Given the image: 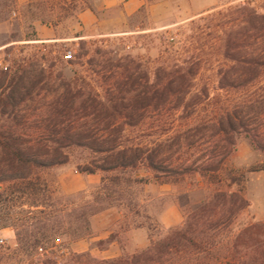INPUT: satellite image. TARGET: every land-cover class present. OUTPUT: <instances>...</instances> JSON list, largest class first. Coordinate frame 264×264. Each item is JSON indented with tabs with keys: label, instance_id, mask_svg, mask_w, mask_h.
<instances>
[{
	"label": "rangeland",
	"instance_id": "1",
	"mask_svg": "<svg viewBox=\"0 0 264 264\" xmlns=\"http://www.w3.org/2000/svg\"><path fill=\"white\" fill-rule=\"evenodd\" d=\"M244 1L143 0V7L127 18L120 10L99 11V33L85 39L83 47L78 40L64 39L79 34V12L97 8L99 0H30L25 5L0 0V140L68 159L33 171L35 195L27 196L23 185H0V237L6 238L0 264H39L46 258L30 254L37 246L55 245L52 264H66L69 253L90 252L98 259L134 254L150 245L151 236L185 227L195 208L212 198L218 200L212 202L215 230L204 236L210 253L191 264H264V149L249 135L230 136L233 151L209 160L218 167L213 172L164 176L143 165L84 172L123 147L170 137L188 138L174 160L207 161L211 143L228 145L224 135L187 131L196 124L192 106L185 115L164 110L161 123L154 112L143 123V104L133 100L141 97L143 86L154 84L158 73H170L179 59L188 61L199 53L198 75L184 86L199 95L198 121H208L213 112L244 98L242 91L218 89L216 75L224 61L205 28L210 20L219 23L220 12ZM192 21L198 24L178 30ZM40 24L60 41L32 42ZM68 51L73 53L69 61L64 58ZM143 68L148 74L144 80ZM261 139L264 143V131ZM192 143L202 147L189 150ZM3 153L0 145V167ZM97 197L103 200L97 208L103 210L90 218V234L78 238L83 208ZM31 201L41 206L25 205ZM19 240L30 253L20 251Z\"/></svg>",
	"mask_w": 264,
	"mask_h": 264
},
{
	"label": "trees",
	"instance_id": "2",
	"mask_svg": "<svg viewBox=\"0 0 264 264\" xmlns=\"http://www.w3.org/2000/svg\"><path fill=\"white\" fill-rule=\"evenodd\" d=\"M31 5L32 1L28 6ZM219 15L222 18L218 24L214 25V21L210 20L205 25V28L211 32V41L216 40V44L218 42V50L224 61L216 75L218 89L242 91L245 93V97L235 103H228L224 108L213 112L214 116L210 120L199 122L197 110L201 104L196 102L197 99H200L199 95H193L190 90L188 91L184 87L198 75L202 65L200 59L202 54L199 53L190 57L188 61L179 59V63L172 65L170 73H158L154 84L146 88L143 86V94L139 98L135 97L133 101L143 104V123L148 115L154 112L158 113L155 120L157 123H161L166 113H163L164 110L172 109V111H179L185 115L192 106L194 109L192 116L196 124L194 123L195 125L187 131L192 133L211 132L214 136L218 135V138L224 135L223 137L228 140V145H221L219 142L211 143L208 148L211 157L207 161L202 162L199 159L195 161L190 159L174 160V155L185 148L184 142L188 138L183 140L181 136L170 137L143 145L123 147L116 156L105 157L100 165H87L84 172L95 174L98 171L109 172L116 169L137 168L139 165H143L155 174L164 176L213 172L217 171L218 167H212L209 160L217 159L219 156L228 157L233 151L230 146H234L230 136L243 133L253 139V144L264 149V143L261 141L264 131V0L261 3L257 0H246L237 6L228 8L225 13L220 12ZM41 23L45 24V21L41 20ZM197 24L198 22L192 21L190 24L180 25L178 30L185 27L192 28ZM194 34L200 36L195 32ZM176 38L175 36L170 40L174 41ZM79 43L85 47L88 42L80 40ZM213 46L211 45V49ZM146 73L143 68V80L148 76ZM203 93L205 100L211 102L209 91L204 90ZM0 145L4 149L3 163L0 167V185L4 183L23 185L27 196L37 193V182L33 178L34 170L61 165L68 160L67 158L63 159L60 155L27 152L22 150L16 142L9 143V141L0 140ZM176 147L177 149H175ZM201 147L202 145H195V143L188 145L189 150H198ZM103 186L99 189H104ZM220 196L227 197V194L222 193ZM213 201L218 200L212 198L211 201L197 206L191 217V222L187 220L185 227L171 228L165 231L163 237L154 238L151 236L150 245L134 254L98 259L93 257L90 252L80 255L69 253L68 257H66L68 252H65L63 257L67 258L66 264H191L192 259L210 253L204 236H208L206 234L208 230H215L211 216V213L214 212L213 207H215L212 204ZM100 202L103 200L97 197L84 206L78 238H84L90 234V218L103 210L97 208ZM25 205L31 208L41 206L36 201L25 203ZM48 215L52 218L53 214L48 213ZM18 244L21 252L30 253L29 247L24 245L22 240H19ZM54 246L49 248L37 246L36 251L30 254L34 256L38 253L46 258L39 264H52L51 256L54 257L55 252L51 248ZM40 248L44 253L38 252Z\"/></svg>",
	"mask_w": 264,
	"mask_h": 264
},
{
	"label": "crops",
	"instance_id": "3",
	"mask_svg": "<svg viewBox=\"0 0 264 264\" xmlns=\"http://www.w3.org/2000/svg\"><path fill=\"white\" fill-rule=\"evenodd\" d=\"M97 8L84 7L78 14L79 34L73 38L64 39V41L85 40L98 35V29L101 25L99 11L120 10L123 17L127 18L135 14L143 7V0H99ZM30 0H16L18 5H25ZM37 36L32 42L47 43L60 41L56 35H52L53 30L46 25H36ZM142 246V245H141Z\"/></svg>",
	"mask_w": 264,
	"mask_h": 264
},
{
	"label": "built area",
	"instance_id": "4",
	"mask_svg": "<svg viewBox=\"0 0 264 264\" xmlns=\"http://www.w3.org/2000/svg\"><path fill=\"white\" fill-rule=\"evenodd\" d=\"M65 60L69 61L73 58V53L72 51H68L67 54L64 56ZM0 66H1V62H0ZM6 243V238L4 237H0V246L5 245Z\"/></svg>",
	"mask_w": 264,
	"mask_h": 264
}]
</instances>
